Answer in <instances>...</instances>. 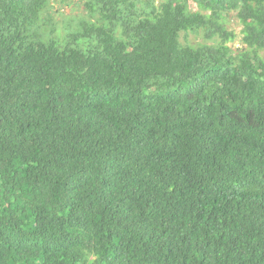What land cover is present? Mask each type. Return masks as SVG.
<instances>
[{"label":"trees","instance_id":"trees-1","mask_svg":"<svg viewBox=\"0 0 264 264\" xmlns=\"http://www.w3.org/2000/svg\"><path fill=\"white\" fill-rule=\"evenodd\" d=\"M263 51L264 0H0V264H264Z\"/></svg>","mask_w":264,"mask_h":264},{"label":"rangeland","instance_id":"rangeland-1","mask_svg":"<svg viewBox=\"0 0 264 264\" xmlns=\"http://www.w3.org/2000/svg\"><path fill=\"white\" fill-rule=\"evenodd\" d=\"M74 4L75 3H77V2H73ZM61 12L63 13V15H69L70 16V11H71V7L69 6V5H67V6H65V5H63L62 7H61ZM81 11H83V9H80V10H76V12L75 13H77L76 14V16L77 15H79L80 13V15H79V17L82 15V12ZM53 13H54V15H55V17L57 18V20L59 21L58 23H59V31H60V35L61 36H64V35H66V31H65V29H64V27H63V22H62V17H60V14H56L57 12H56V7L54 8V10H53ZM228 28L229 29H231V30H233V31H235L236 33H238L239 34V37L241 38L242 37V35H241V26L238 24V23H231V24H229L228 25ZM189 39L190 40H192V41H195L196 40V38H194V36H190L189 37ZM241 44H239V43H237V46H240ZM262 54L264 55V51L262 52Z\"/></svg>","mask_w":264,"mask_h":264}]
</instances>
